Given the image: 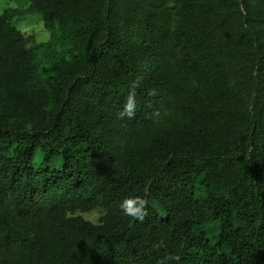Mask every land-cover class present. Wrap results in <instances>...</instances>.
<instances>
[{"label": "trees", "instance_id": "16d2710c", "mask_svg": "<svg viewBox=\"0 0 264 264\" xmlns=\"http://www.w3.org/2000/svg\"><path fill=\"white\" fill-rule=\"evenodd\" d=\"M0 264H264V0H0Z\"/></svg>", "mask_w": 264, "mask_h": 264}, {"label": "clouds", "instance_id": "9594fccd", "mask_svg": "<svg viewBox=\"0 0 264 264\" xmlns=\"http://www.w3.org/2000/svg\"><path fill=\"white\" fill-rule=\"evenodd\" d=\"M139 87V82L134 81L130 87L128 95L125 98V103L123 105L122 111L119 113L120 118H134L137 110V100L135 89ZM147 201L139 196L136 197H126L119 205V208L123 215L130 216L134 220H143L147 215L146 211ZM171 259V257H168Z\"/></svg>", "mask_w": 264, "mask_h": 264}, {"label": "rangeland", "instance_id": "374dc122", "mask_svg": "<svg viewBox=\"0 0 264 264\" xmlns=\"http://www.w3.org/2000/svg\"><path fill=\"white\" fill-rule=\"evenodd\" d=\"M29 17H31V19L32 18H36V15H31ZM28 21L29 20H27V23L30 24L31 22L30 21L28 22ZM24 25H26V24H24ZM83 216L87 220H89V221H91L93 223H96L98 221L99 217L101 216V213L99 211H95V212H92V213L84 214Z\"/></svg>", "mask_w": 264, "mask_h": 264}]
</instances>
